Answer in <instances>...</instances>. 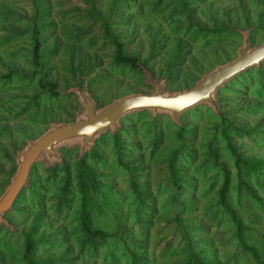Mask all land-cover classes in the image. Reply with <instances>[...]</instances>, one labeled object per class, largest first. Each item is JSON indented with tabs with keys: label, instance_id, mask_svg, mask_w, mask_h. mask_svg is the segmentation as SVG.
Instances as JSON below:
<instances>
[{
	"label": "trees",
	"instance_id": "16d2710c",
	"mask_svg": "<svg viewBox=\"0 0 264 264\" xmlns=\"http://www.w3.org/2000/svg\"><path fill=\"white\" fill-rule=\"evenodd\" d=\"M27 1L30 6L29 13L20 0H0V154L8 162V166L4 169L0 165V176L1 174L3 175V179L0 181V189L6 182L8 175L14 170L13 158L15 151L28 138L35 137L43 131L48 122L65 120H45V127L33 136L27 127L30 120L24 119V117L32 116L31 119H36V121H41L45 118L46 112L51 108L50 106L40 105L43 99L42 97L47 96L50 99L59 97L74 98L72 94H61L60 91L78 82H81L83 85L87 84L94 97L91 88L92 81L90 84L86 79L90 77L92 69L96 67L97 61H99L97 53L95 51L90 52L91 47L96 43L93 36L96 31L100 33V39L104 45L109 46L112 50L111 63L113 66L136 70L142 75L143 79V71L141 68L143 65L155 76L161 75L167 77L168 86L171 89H175L192 85L201 73L206 72L217 63L232 58L235 48L241 40L240 34L236 29L253 27L251 33L252 39L253 33L263 23L262 16L256 23L246 22L241 25H227L214 28L196 26L193 22L190 0H150L153 8H159L161 12L169 11V17L172 20L174 29H176L174 30L175 32L182 31L183 26L185 32L181 34V37L176 36L169 39L168 37L161 38V29H147L150 37L147 40V55L145 58H140L139 55L128 54L125 43L113 31L112 14L116 0H111L105 12H101L98 9L96 0H78L79 6L75 7L77 10L73 8L71 12L75 14L74 17L76 19L74 18V22L70 25L63 24L60 31H58L57 23L55 20H52L51 14H49V3L45 6L43 0ZM180 17L184 19L180 20ZM223 33L234 34L239 38V42L233 49V55L225 59L219 58L206 67L204 65L200 66V64H197L191 58L189 62L190 67L186 70L187 77L181 78V85L173 87L171 85V79L178 80L180 78L182 65L186 58L183 50L187 42L186 39H183V36H187V39H190L188 37L193 38L201 35L208 36V34L217 37ZM25 44L28 48L24 63L31 69L30 74L26 75L22 72L23 68L18 67L23 62L18 56V50L13 49L17 45L24 47ZM9 47L13 50L3 62L2 55L7 54L5 50ZM156 57L157 61L151 63ZM52 59L63 63L64 69L66 65V70H68V78L66 79L68 85L62 89L57 88L58 84L55 79L49 80L43 76L36 78L41 69H43L44 63ZM263 66L264 62L259 68H251L241 73L224 88L219 90L217 97L221 112L218 114L214 113L206 105H201L185 113L182 116V124L176 125L166 115L152 117L146 111L138 112L122 119L120 128L114 134L109 132L103 134L95 142L92 150L81 158L77 157V150L75 148H63V162L61 164L48 167L46 164L40 163L34 166L30 177V185L22 191L18 200L21 201L25 193H29L31 200L37 203L34 212L36 216L34 218L35 223L42 220L46 214L44 197L47 195L41 190V187L46 186L47 191L52 194L51 200L54 201L53 207H55L57 213H59L63 206L68 207V216L71 214L70 222L69 224L67 223L61 226L63 242L65 243L63 250L66 254L72 251L71 246L67 242L71 240L74 244L73 249L76 250L78 255L85 254L88 256L92 253L94 254L99 248L108 246L106 249V258L111 263L119 264L117 261L122 259L128 262V264H149L147 254H145V257L137 249H134V246L129 244L124 236H122L123 233L126 235V228L124 226H117L119 229L121 228V233L116 234L96 225L95 219L104 214L105 202L106 206L111 208L115 207L120 200L114 187H109L106 195L103 194L101 175L95 168L96 163L93 160L99 158L100 144L105 140H109L112 149L115 151V162L127 176L130 197L129 207H134L133 216L139 218V209L141 207L143 208L145 204L144 198L146 194L141 192L142 185L140 186L138 182V173L141 169L132 165L135 162L124 161V158L128 154L139 150V146L137 145L127 144V146H124L120 139L121 134L127 129L126 122L132 119L142 120L145 118L149 126H155L164 121L166 125L174 129L173 135L180 144L169 149L165 156L161 160H158L157 167H160L162 172L164 171L166 173V182L173 188H177L184 181L179 166L181 162L180 157L184 151V136H192L194 130L197 128L191 125L187 126L184 118L188 113L197 118H201L203 115L208 119L215 120L213 127L214 134L211 140L205 144L204 156L199 161V166L195 168L196 178L197 180L202 179L205 174L204 167H213L220 171L218 187L214 191L216 207L221 210L226 224L234 231L241 252L248 255L254 264H263L257 248L244 240L243 231L245 227L242 224V219L236 207L229 200V195L234 193L236 201L247 198L254 201L264 211V200L258 195V186L253 185L251 180L264 168V159L256 155H243L232 142V134L249 135L252 133L257 134L258 131L253 128L244 129L242 126L233 124L223 109L220 97L224 92H231V87L240 80H243V82L247 81L250 84V80L246 79V77L251 76L253 72H260ZM20 79L26 80L30 83L29 85H34L35 87L24 104H22L21 100L15 94L7 96L8 85ZM260 82L261 89L264 91V80ZM75 107L76 103L73 106L72 113L69 114V119ZM187 127L189 130H187ZM136 131L140 132L141 130L137 129ZM16 132L18 140L8 142L6 149L3 148V144L5 143L3 141L4 136L6 135L12 139ZM188 153L190 156L188 161L191 166H194L197 161L196 155L193 151H189ZM40 165L44 166L45 172L48 175L45 182L34 175L35 169ZM145 176H148V174H145ZM213 184L214 182H212ZM18 200L14 208L6 214V218L15 228H17V225L11 216L18 213L15 209L16 205H18ZM153 214V210H147L143 219H149ZM142 224L146 229L149 222L148 225L145 223ZM35 225H33V230L28 229L13 232L5 225L0 224V233H3L1 237L2 243L0 244V264H63V256L65 255L63 253L58 254L54 252L46 257L37 256L40 241L34 238V233L37 231ZM66 229H69V231L67 232ZM177 231L181 238V241L179 240V248L177 247L174 250V259L167 261L166 264H211L202 254L198 253L192 243L190 232L184 225L179 223ZM13 234H16L19 238L17 246L20 248V252L18 254H15L14 250H11L7 240ZM168 251L167 248L165 252Z\"/></svg>",
	"mask_w": 264,
	"mask_h": 264
},
{
	"label": "rangeland",
	"instance_id": "374dc122",
	"mask_svg": "<svg viewBox=\"0 0 264 264\" xmlns=\"http://www.w3.org/2000/svg\"><path fill=\"white\" fill-rule=\"evenodd\" d=\"M20 2L29 13L28 1L20 0ZM48 3L50 4L49 14H51L52 20L57 23L58 31L61 30L63 24L70 25L74 22V18L76 19L75 14L71 12L73 8L79 6L78 0H43L45 6ZM96 3L98 9L105 12L111 0H96ZM190 3L194 24L207 28L235 26L246 22L256 23L263 16L262 26L253 33L252 42L258 44L264 40V0H190ZM183 19L180 17V20ZM171 21L169 11L161 12L159 8H153L150 0H116L112 14L113 31L125 43L126 52L130 55H139L140 58H145L147 55V40L150 38L147 29H161V38L181 37V34L185 32L184 26L182 31L175 32L176 29ZM93 36L96 43L91 47L90 52L95 51L99 56V61L86 81L89 83L92 81L91 88L98 103L107 102L115 96L130 91L150 92L153 90L144 84L142 75L138 71L113 66L111 63L112 50L109 46L104 45L98 31ZM188 38L190 39L183 36L187 42L183 50L186 58L182 65L180 78L178 80L171 79L173 87L181 85V78L187 77L186 70L190 67L191 58L200 66L206 67L219 58L231 57L234 47L239 42L237 35L227 33L217 37L208 34V36ZM27 48L26 44L24 47L17 45L13 48L18 50V56L23 61L18 67L23 68L22 72L25 75L31 72V69L24 63ZM13 49L9 47L5 50L7 54L2 55L3 62ZM156 61L157 57L151 63ZM67 71L66 65L64 69L63 63L52 59L44 63L43 69L36 78L43 76L49 80L55 79L58 84L57 88L62 89L68 85ZM246 79L250 80V84L240 80L231 87V92H224L220 97L223 109L233 124L242 126L244 129L253 128L258 131L257 134L249 135L232 134V142L243 155H256L264 159V91L261 89L260 82L264 80V66L260 72H253ZM29 84L23 79L10 83L7 96L15 94L24 104L35 89L34 85ZM42 98L40 105L51 108L46 112L45 118L36 121V119H31L32 116L24 117V119L30 120L27 127L33 136L45 127V120L69 119V114L72 113L73 106H75L73 97L50 99L45 96ZM184 122L187 126L191 125L197 128L192 136H184V151L179 163L184 181L177 188H173L166 182V173L157 167L158 160H161L169 149L180 144L173 135L174 129L166 125L164 121L155 126H149L145 118L126 122L127 129L121 134L120 139L124 146L127 144L137 145L139 150L128 154L124 161L135 162L132 165L141 169L138 173V182L140 186L142 185L141 192L146 194L145 204L143 208L139 209V218L133 216L134 207H129L127 176L115 162V151L109 140L100 144L99 158L93 162L96 163L95 168L101 175L102 192L106 195L109 187H114L120 201L111 208L106 206L105 202L104 214L97 217L95 223L116 234L121 233V228L119 229L117 226H124L126 235L123 233L122 236L145 257L147 254L149 264H166L167 261L174 259V250L179 248V240L181 241L177 231L179 223L188 229L194 247L209 263L254 264L248 255L241 252L234 231L226 224L223 213L216 207L214 191L218 187L220 171L213 167H204L205 174L202 179L197 180L196 178L195 168L199 166V161L204 156L205 144L213 137L215 120L208 119L203 115L201 118H197L188 113ZM137 129L141 131L137 132ZM13 140H18L17 132L12 139L4 136L3 148L6 149L7 143ZM189 151H193L196 155L197 161L194 166H191L188 161ZM0 165L3 169L8 166L7 160L1 154ZM34 175L44 182L48 178L42 165L35 169ZM2 179L3 175L1 174L0 181ZM251 180L253 185L258 186V195L264 200V168ZM212 182H214L213 185ZM46 188V186L41 187V190L47 195L44 197L46 214L42 220L38 223L34 221L37 203L31 200L29 193H25L21 201L18 200V205L15 207L18 213L11 216L17 225V231L32 229L36 224L37 231L34 233V238L40 241L37 256L46 257L56 252L65 254L61 255L63 264H114L106 258L108 246L99 248L94 254L88 256L78 255L73 249V242L69 240L67 242L72 251L67 254L64 252L63 245L65 243L61 226L69 224L71 214L68 216L69 209L66 206H63L59 213L55 211L54 201L51 200L52 194ZM229 200L236 207L242 219V224L245 227L244 240L257 248L264 264V211L254 201L247 198L236 201L234 193L229 195ZM147 210H153L154 214L149 219H143ZM142 223L148 225L146 229ZM66 231L68 232L69 229ZM2 236L3 233H0V244ZM7 240L11 250L18 254L20 252V248L17 246L18 236L13 234ZM167 248L169 251L165 252ZM117 262L128 264L122 259Z\"/></svg>",
	"mask_w": 264,
	"mask_h": 264
},
{
	"label": "water",
	"instance_id": "95a60500",
	"mask_svg": "<svg viewBox=\"0 0 264 264\" xmlns=\"http://www.w3.org/2000/svg\"><path fill=\"white\" fill-rule=\"evenodd\" d=\"M240 43L230 59L215 64L196 78L192 85L171 89L167 77L155 76L141 66L143 81L150 92L130 91L115 96L109 101L98 103L88 85L78 82L61 90V94H72L76 107L69 120L47 123L37 136L28 138L15 151L14 170L0 189V224L13 232H19L6 218L22 191L30 185L32 170L36 164L48 167L63 162L62 149L77 150V157L91 151L95 142L105 133L114 134L127 116L146 111L152 117L166 115L176 125L182 124V116L188 111L206 105L214 113H220L217 94L234 78L251 69L259 68L264 62V40L254 44L251 39L253 27L236 29Z\"/></svg>",
	"mask_w": 264,
	"mask_h": 264
}]
</instances>
